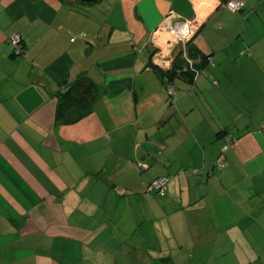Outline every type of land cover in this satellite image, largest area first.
Masks as SVG:
<instances>
[{"label":"crops","instance_id":"crops-1","mask_svg":"<svg viewBox=\"0 0 264 264\" xmlns=\"http://www.w3.org/2000/svg\"><path fill=\"white\" fill-rule=\"evenodd\" d=\"M227 1L0 0V264H264V0ZM180 20L214 66L172 102Z\"/></svg>","mask_w":264,"mask_h":264},{"label":"trees","instance_id":"trees-1","mask_svg":"<svg viewBox=\"0 0 264 264\" xmlns=\"http://www.w3.org/2000/svg\"><path fill=\"white\" fill-rule=\"evenodd\" d=\"M243 8L233 13H238L242 11ZM192 42L193 40L186 45L185 51L182 48H181L182 50L179 49L180 51L177 53L176 59L173 64V68L170 71H162L154 67L158 75L162 78V80L167 83L168 88L170 86H173L171 85L172 81L177 78L189 79L192 82L197 81L204 74L202 68L205 65V63L206 64L209 63L210 65L214 66L212 57L209 56L205 57L204 55H202L197 50V48L192 44ZM198 59L200 60V62L196 61ZM196 72L200 74L199 77L196 76ZM214 84L218 85V82L215 81ZM98 93H99L98 87L91 79L87 78L86 76H83L78 81V83L68 87L65 91L59 92V94L57 95V111H56L57 121H61L65 124H69V123L77 122L81 118L90 114L92 111L91 106L95 102ZM175 101L176 98L175 100H172V102ZM225 147L228 148L229 146L222 147V153H226V151L228 150V149L224 150ZM220 163H225V162H220ZM153 194L160 195L158 193H153Z\"/></svg>","mask_w":264,"mask_h":264},{"label":"built area","instance_id":"built-area-1","mask_svg":"<svg viewBox=\"0 0 264 264\" xmlns=\"http://www.w3.org/2000/svg\"><path fill=\"white\" fill-rule=\"evenodd\" d=\"M113 1V0H108ZM227 8L232 12H237L241 10L245 3L241 0H231L227 2ZM198 27L195 22H187V21H177L174 25L170 26L168 29L169 34L176 37V45L183 48L185 51L186 45L192 41L197 34ZM15 50L17 53L22 52V44L21 39L19 36L14 37L11 40ZM186 55V54H185ZM199 73L196 72V76L199 77ZM197 79V78H196ZM168 96L175 100L176 98V90L174 86H170L168 88ZM228 148L225 147L224 150H227ZM226 164L225 163H218L217 168L219 170L225 169ZM196 172V171H195ZM168 179L165 177H161L158 179H155L151 181L147 186V191L149 193H158L160 195H164L168 189Z\"/></svg>","mask_w":264,"mask_h":264},{"label":"rangeland","instance_id":"rangeland-1","mask_svg":"<svg viewBox=\"0 0 264 264\" xmlns=\"http://www.w3.org/2000/svg\"><path fill=\"white\" fill-rule=\"evenodd\" d=\"M164 41H166V43L168 45H170V47L175 46L176 45V37L169 34V32H167L166 37L164 38ZM169 47V46H168ZM170 49V48H169Z\"/></svg>","mask_w":264,"mask_h":264},{"label":"water","instance_id":"water-1","mask_svg":"<svg viewBox=\"0 0 264 264\" xmlns=\"http://www.w3.org/2000/svg\"><path fill=\"white\" fill-rule=\"evenodd\" d=\"M89 1H94L95 2V1H98V0H89Z\"/></svg>","mask_w":264,"mask_h":264}]
</instances>
